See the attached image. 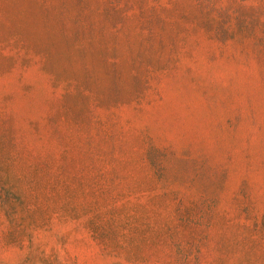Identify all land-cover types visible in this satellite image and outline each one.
Instances as JSON below:
<instances>
[{"label":"rangeland","instance_id":"1","mask_svg":"<svg viewBox=\"0 0 264 264\" xmlns=\"http://www.w3.org/2000/svg\"><path fill=\"white\" fill-rule=\"evenodd\" d=\"M0 264H264V0H0Z\"/></svg>","mask_w":264,"mask_h":264}]
</instances>
